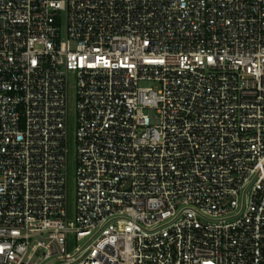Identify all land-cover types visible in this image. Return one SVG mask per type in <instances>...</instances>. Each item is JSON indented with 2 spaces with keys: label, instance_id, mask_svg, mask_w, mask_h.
Instances as JSON below:
<instances>
[{
  "label": "built area",
  "instance_id": "built-area-1",
  "mask_svg": "<svg viewBox=\"0 0 264 264\" xmlns=\"http://www.w3.org/2000/svg\"><path fill=\"white\" fill-rule=\"evenodd\" d=\"M0 264H264V0H0Z\"/></svg>",
  "mask_w": 264,
  "mask_h": 264
},
{
  "label": "rangeland",
  "instance_id": "rangeland-1",
  "mask_svg": "<svg viewBox=\"0 0 264 264\" xmlns=\"http://www.w3.org/2000/svg\"><path fill=\"white\" fill-rule=\"evenodd\" d=\"M68 204L69 214L73 219L76 215V187L78 167V142H77V96L74 81L71 80L68 97ZM76 241L71 239L69 249L74 250Z\"/></svg>",
  "mask_w": 264,
  "mask_h": 264
}]
</instances>
